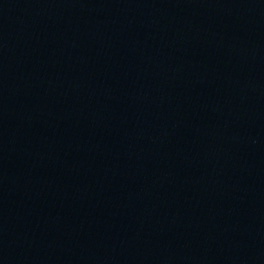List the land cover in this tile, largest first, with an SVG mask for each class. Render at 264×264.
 <instances>
[{
  "label": "water",
  "instance_id": "obj_1",
  "mask_svg": "<svg viewBox=\"0 0 264 264\" xmlns=\"http://www.w3.org/2000/svg\"><path fill=\"white\" fill-rule=\"evenodd\" d=\"M0 264H264V0H0Z\"/></svg>",
  "mask_w": 264,
  "mask_h": 264
}]
</instances>
